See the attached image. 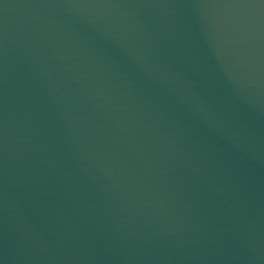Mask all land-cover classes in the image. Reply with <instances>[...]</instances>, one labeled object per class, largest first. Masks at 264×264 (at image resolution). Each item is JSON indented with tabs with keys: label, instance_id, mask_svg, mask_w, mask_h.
<instances>
[{
	"label": "water",
	"instance_id": "1",
	"mask_svg": "<svg viewBox=\"0 0 264 264\" xmlns=\"http://www.w3.org/2000/svg\"><path fill=\"white\" fill-rule=\"evenodd\" d=\"M0 264H264V0H0Z\"/></svg>",
	"mask_w": 264,
	"mask_h": 264
}]
</instances>
